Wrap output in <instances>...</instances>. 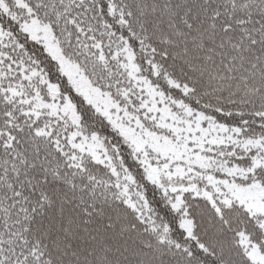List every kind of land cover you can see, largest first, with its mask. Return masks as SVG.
<instances>
[{
	"label": "snow or ice",
	"instance_id": "obj_1",
	"mask_svg": "<svg viewBox=\"0 0 264 264\" xmlns=\"http://www.w3.org/2000/svg\"><path fill=\"white\" fill-rule=\"evenodd\" d=\"M0 264H264V0H0Z\"/></svg>",
	"mask_w": 264,
	"mask_h": 264
}]
</instances>
